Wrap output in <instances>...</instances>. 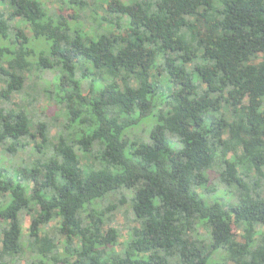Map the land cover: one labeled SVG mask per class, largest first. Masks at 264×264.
Returning a JSON list of instances; mask_svg holds the SVG:
<instances>
[{
  "label": "trees",
  "instance_id": "1",
  "mask_svg": "<svg viewBox=\"0 0 264 264\" xmlns=\"http://www.w3.org/2000/svg\"><path fill=\"white\" fill-rule=\"evenodd\" d=\"M105 1L0 0V264H264V0Z\"/></svg>",
  "mask_w": 264,
  "mask_h": 264
},
{
  "label": "rangeland",
  "instance_id": "2",
  "mask_svg": "<svg viewBox=\"0 0 264 264\" xmlns=\"http://www.w3.org/2000/svg\"><path fill=\"white\" fill-rule=\"evenodd\" d=\"M49 2H47V5L50 7V6H56V7H64L66 5V2L65 0H47ZM114 1L115 0H106L105 1V6H107V11H104L103 9H99L98 10V15L99 17L102 19V18H105L107 20H110L112 18V12L111 10L113 9L114 7ZM0 8L2 10H6L8 9V6H5L3 3H1L0 5ZM69 13H72V10H68ZM18 23L22 24V27H24L27 32L31 35L27 25L24 23V22H19ZM36 43H38V41H35ZM57 73L56 70H51V71H48V73H45L44 76L46 79H52L53 76H55ZM31 112L33 113L34 115V119L36 122H39V121H43L46 117H48V112H50V110L48 111L49 109V101L47 100L46 97H43L42 99H39V100H36L34 101L32 104H30V108ZM51 114V113H49ZM154 123V120H143V121H140L138 123V126H137V129L136 130H142V129H145L146 126H148L146 129H149L151 124ZM55 132V129H50V134H53ZM10 155L11 153H8L7 151H4L1 147H0V162L4 163V164H8L9 160H10ZM24 157L25 156V153L24 152H19V154H16V155H13V161H20V158L21 157ZM21 162V161H20ZM115 200L119 201L121 200L119 195L117 196H114L113 197ZM232 198H230L231 200ZM128 203L124 204V206H127ZM31 214H29L28 212L24 213L23 215V222H24V230L27 232V229L30 225V222H31ZM125 221H126V218H124L123 215L119 214L118 217H117V222L116 223H119L121 224L123 227H124V232H123V235H122V238L121 240L125 239L128 235V226H133L135 223L133 221H130L128 222L127 224H125ZM202 233H206L205 232V229H201ZM234 231L237 232V229L235 228L234 226ZM214 260L215 261H218L220 259V255H214L213 256Z\"/></svg>",
  "mask_w": 264,
  "mask_h": 264
}]
</instances>
